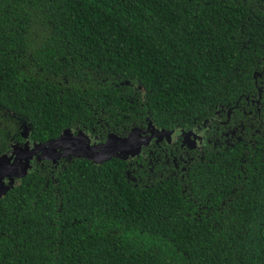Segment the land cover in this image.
<instances>
[{"label": "trees", "instance_id": "16d2710c", "mask_svg": "<svg viewBox=\"0 0 264 264\" xmlns=\"http://www.w3.org/2000/svg\"><path fill=\"white\" fill-rule=\"evenodd\" d=\"M150 122L206 144L34 159L0 264H264V0H0V157Z\"/></svg>", "mask_w": 264, "mask_h": 264}, {"label": "water", "instance_id": "95a60500", "mask_svg": "<svg viewBox=\"0 0 264 264\" xmlns=\"http://www.w3.org/2000/svg\"><path fill=\"white\" fill-rule=\"evenodd\" d=\"M203 132H200L197 137L201 138ZM193 134L194 131L178 133V130L166 131L157 129L150 122L146 130L134 128L127 137L110 134L105 143L90 147L89 142L94 141L89 136L83 132L73 136V132L69 129L65 130L56 139L45 143H31L28 137L29 130L24 125L22 134L24 142L22 144L12 143L9 152L0 157V198L16 185L17 178L20 179L27 175L32 169V161L34 159L38 162L51 160L56 163L60 158L71 155L84 157L93 163L100 164L112 157L123 159L130 155L134 157L141 153L142 148L148 145L154 137L161 139L162 136H166L170 141H173L178 135L185 136L188 139ZM5 180H9L10 183L6 185Z\"/></svg>", "mask_w": 264, "mask_h": 264}, {"label": "flooded vegetation", "instance_id": "af4514ba", "mask_svg": "<svg viewBox=\"0 0 264 264\" xmlns=\"http://www.w3.org/2000/svg\"><path fill=\"white\" fill-rule=\"evenodd\" d=\"M219 123H220V126H224L225 128H226V126L228 125V123H225V121H222V120H219ZM218 127V130L220 129V127L219 126H217ZM200 131H201V129L200 128H198L197 130H196V128L194 129V134L193 135H191V138H186V137H184L185 138V143H184V138H182V137H180V136H177V138L175 139V140H173L172 141V143L173 144H178L180 147H181V149H183V150H185V149H189V147L190 146H194L195 145V143H198L197 142V134H199L200 133ZM233 132L234 131H232V136L233 135H235V134H233ZM219 134H220V131H219ZM77 135V133L76 132H73V136H76ZM206 134H205V132H204V137H202L201 139H200V142H199V145H198V147L200 146V145H205L206 143H205V139H206V136H205ZM224 135H225V137H226V142H228V139H229V134L228 133H224ZM221 136V135H220ZM90 138H91V140H93L94 142H89V146L90 147H95V146H98V145H101V144H103V143H105L106 141H107V138H105L104 140L102 139V138H100V137H96V136H89ZM222 137V136H221ZM208 142H211V140H208ZM166 144H170L169 143V141L167 140V138L165 137L164 138V140H162V141H160V142H156V139L154 138V139H152L151 141H150V143L148 144V145H146L145 147H143L142 148V151L144 150L145 151V149H148L149 151H152V147H154V145H161V146H164V145H166ZM172 144V145H173ZM138 156H140V155H137L136 157H134L133 158V156L132 155H130L129 157H127V160H135ZM146 156V153H144L143 152V154H142V157H145ZM133 158V159H132Z\"/></svg>", "mask_w": 264, "mask_h": 264}, {"label": "rangeland", "instance_id": "374dc122", "mask_svg": "<svg viewBox=\"0 0 264 264\" xmlns=\"http://www.w3.org/2000/svg\"><path fill=\"white\" fill-rule=\"evenodd\" d=\"M17 180H18V178H17ZM17 180H16V181H17ZM9 183H10L9 180H5V184H6V185H8Z\"/></svg>", "mask_w": 264, "mask_h": 264}]
</instances>
